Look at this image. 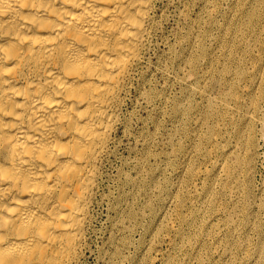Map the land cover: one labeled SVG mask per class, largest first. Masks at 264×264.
I'll use <instances>...</instances> for the list:
<instances>
[{
	"label": "bare ground",
	"instance_id": "bare-ground-1",
	"mask_svg": "<svg viewBox=\"0 0 264 264\" xmlns=\"http://www.w3.org/2000/svg\"><path fill=\"white\" fill-rule=\"evenodd\" d=\"M156 3L0 0V264H83L104 167L157 26ZM240 14L238 26L213 39L221 50L202 51L207 66L230 65L194 77L193 124L205 132L180 151L178 180L141 249L153 260L136 264H264L261 203L249 199L255 127L264 133V0H245Z\"/></svg>",
	"mask_w": 264,
	"mask_h": 264
},
{
	"label": "rangeland",
	"instance_id": "rangeland-1",
	"mask_svg": "<svg viewBox=\"0 0 264 264\" xmlns=\"http://www.w3.org/2000/svg\"><path fill=\"white\" fill-rule=\"evenodd\" d=\"M156 4V31L154 29L142 70L135 77L123 107L113 154L104 167L83 264H136L146 259L152 262L154 255L144 257L141 249L153 227L154 216L161 211L178 180L174 173L184 163L180 151L189 149L193 136L197 133L202 136L205 132V129L198 131L193 124L200 117L196 110L200 100L190 91L200 84L194 77L203 79L210 75L209 71L218 75L230 65L221 59L207 66L202 51L222 49L223 45L215 41L221 30L239 25L245 0H157ZM258 52L261 53L256 48L252 51ZM246 63L244 68L249 67L250 62ZM212 90L220 93L224 88L214 86ZM178 107L186 108L180 116L175 112ZM261 110L264 113V106ZM260 126L254 130L249 199L261 203L256 218L264 223V133ZM201 148L204 152L209 150L202 140ZM199 159L204 163L203 157ZM200 163L199 167L204 169L205 164L200 166ZM184 180L187 181V177ZM254 235L251 244L258 240ZM157 246L162 252L168 249L167 242L161 239ZM158 263L162 264L158 260L154 264Z\"/></svg>",
	"mask_w": 264,
	"mask_h": 264
}]
</instances>
